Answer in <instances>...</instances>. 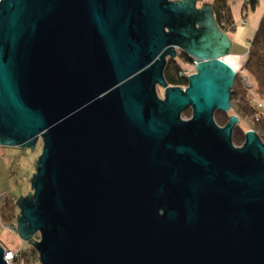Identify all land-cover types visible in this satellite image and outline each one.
Instances as JSON below:
<instances>
[{"label":"water","instance_id":"95a60500","mask_svg":"<svg viewBox=\"0 0 264 264\" xmlns=\"http://www.w3.org/2000/svg\"><path fill=\"white\" fill-rule=\"evenodd\" d=\"M198 1L0 0V146L43 141L16 203L40 264H264V142L215 120L240 73Z\"/></svg>","mask_w":264,"mask_h":264},{"label":"rangeland","instance_id":"374dc122","mask_svg":"<svg viewBox=\"0 0 264 264\" xmlns=\"http://www.w3.org/2000/svg\"><path fill=\"white\" fill-rule=\"evenodd\" d=\"M174 1V0H171ZM259 5L256 10L250 5L249 14L251 16L250 22L248 21V26H251L257 20L255 16L260 17L264 9V0H259ZM213 0H203L198 3L200 7H202L205 3L211 4ZM244 6V0H232L231 7L234 8L235 17L237 18V23L243 20L242 10ZM255 17V18H254ZM230 29V28H229ZM227 29V30H229ZM233 30V29H232ZM252 40L242 41L241 43L234 44V53L238 54L241 58V62H243L241 67H238L236 70L240 73L236 79L235 85L238 84L241 86L243 91H246L247 95H250V99L256 105H258L259 109L261 108L264 112V73L259 72L256 76H253L248 70L243 69L246 66L249 59V52L251 49ZM176 60L183 66V68L192 70V66L190 63L185 62L180 55L176 58ZM264 68V67H263ZM239 82V83H237ZM260 82V84H259ZM158 94L161 98H164V89L161 86L157 88ZM263 105V107H261ZM233 107V101H232ZM232 115H236L239 117L240 122L236 125L243 129L246 133L250 130H254L258 133L261 140L264 142V128L250 117H244L242 115L236 114L231 108L228 112ZM218 114V113H217ZM216 114V115H217ZM220 114V113H219ZM192 117V109H188L182 115L184 120H189ZM216 120V117H215ZM245 143V142H244ZM237 146V145H236ZM241 147V146H238ZM43 152V141L40 139L35 148H18V147H2L0 154V192L6 194V198L0 201V242L9 249L23 251H29L31 253V249H35L34 245L30 243V241L25 240L20 236L18 231L13 232L10 228L11 225L17 226V218L12 220H6L5 216V206L6 203L11 205L12 203L16 204L20 197H26L32 192L31 181L33 175L37 173L36 162L39 161V157ZM19 208L16 206L15 213L19 214ZM39 239V234L35 237V240ZM32 257L33 262L31 264H40L39 256L36 251V255L30 256Z\"/></svg>","mask_w":264,"mask_h":264},{"label":"trees","instance_id":"16d2710c","mask_svg":"<svg viewBox=\"0 0 264 264\" xmlns=\"http://www.w3.org/2000/svg\"><path fill=\"white\" fill-rule=\"evenodd\" d=\"M231 1L232 0H213L211 6L214 10L216 21L221 29H229L232 28V25L235 23L233 20L232 9H231ZM258 0H253L251 2V7L255 10L258 6ZM181 58L185 62H190L191 58L182 53ZM264 16L259 24V27L256 31V34L252 40L251 49L249 52V59L244 67V69L248 70L253 76L257 77L259 72L264 73ZM183 69V66L175 59H170L166 65V69L164 72V76L166 81L170 86L181 87L188 86V79L186 77L180 76V71ZM239 83V82H237ZM260 84V82H259ZM261 85V84H260ZM232 101H233V110L236 114L242 115L244 117L252 118L257 125H260L264 128V112L262 109L258 107V105L254 104L250 99V95L243 91L242 87L236 84L233 88L232 92ZM218 113V114H217ZM220 113V114H219ZM217 114V115H216ZM232 114L224 113V112H216L215 117L216 121L220 126H225ZM233 141L237 146H242L246 141V132L243 131L242 128L236 126L233 133ZM16 204L12 203L8 205L6 203L4 218L6 220H12L17 218ZM9 249V248H7ZM10 250V249H9ZM29 251H23L22 254L15 261V264H31L33 262L32 255H36V250L31 249Z\"/></svg>","mask_w":264,"mask_h":264},{"label":"crops","instance_id":"0c3cea01","mask_svg":"<svg viewBox=\"0 0 264 264\" xmlns=\"http://www.w3.org/2000/svg\"><path fill=\"white\" fill-rule=\"evenodd\" d=\"M176 1V0H174ZM258 2H260L258 0ZM198 3H200V1L197 2L196 6L197 8H202L198 5ZM251 4V3H250ZM250 4L246 3L245 0H244V6L243 8H241L242 10V15H243V19L246 20V24L248 23V21L250 22V14H249V11H250ZM211 5V4H210ZM259 5V3H258ZM232 15H233V20L235 21L236 23V28H234L233 30H227V29H222L223 32L229 37L230 41H231V51H230V54L226 55L223 57V60L226 61L232 68H234L235 70L238 68V67H241L243 62H241V58L239 57L238 54L234 53V44L236 43H241L242 41H249L251 39L254 38L255 34H256V31L259 27V24L262 20V17L264 16V9L262 10L263 14L259 17L256 12L255 16L257 17V20L255 18V21L253 25L251 26H248V25H242L241 22L237 23V18L235 17V12H234V8H232ZM257 9V8H256ZM255 9V10H256ZM244 70V67L242 69V71ZM236 72H238L236 70ZM1 201V200H0ZM19 212V211H18Z\"/></svg>","mask_w":264,"mask_h":264},{"label":"built area","instance_id":"2783aa9c","mask_svg":"<svg viewBox=\"0 0 264 264\" xmlns=\"http://www.w3.org/2000/svg\"><path fill=\"white\" fill-rule=\"evenodd\" d=\"M253 0H245L246 3L250 4ZM242 25H245L246 24V20L243 19L241 21ZM236 23H234L232 25V28H230V30L236 28ZM176 50L178 51V54L181 55L183 52L178 48L176 47ZM192 66V70H188V69H185L183 68L181 71H180V76L182 77H186L187 79L196 72V66L198 64V62L194 59H192L190 62H189ZM184 90L186 89L187 86H181ZM261 107H263V105H261ZM3 146H0V154H1V148ZM4 198H6V194L5 193H2L0 192V200H3ZM10 228L12 229L13 232H16L17 231V226L16 225H11ZM7 249V248H6ZM8 252L5 254V259L7 261V264H15V261L17 259H19V257L21 256L22 254V249H19V250H12V249H7ZM20 264H23L22 262Z\"/></svg>","mask_w":264,"mask_h":264}]
</instances>
